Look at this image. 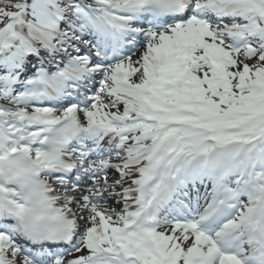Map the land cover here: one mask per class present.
Returning <instances> with one entry per match:
<instances>
[{
  "label": "snow or ice",
  "instance_id": "1",
  "mask_svg": "<svg viewBox=\"0 0 264 264\" xmlns=\"http://www.w3.org/2000/svg\"><path fill=\"white\" fill-rule=\"evenodd\" d=\"M0 264H264V0H0Z\"/></svg>",
  "mask_w": 264,
  "mask_h": 264
}]
</instances>
